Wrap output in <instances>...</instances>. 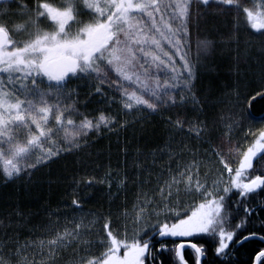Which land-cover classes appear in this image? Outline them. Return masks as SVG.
<instances>
[{"label":"snow or ice","instance_id":"1","mask_svg":"<svg viewBox=\"0 0 264 264\" xmlns=\"http://www.w3.org/2000/svg\"><path fill=\"white\" fill-rule=\"evenodd\" d=\"M249 3L0 0V175L6 183L72 155L84 170L78 182L74 174V183L92 188L107 182L115 206L119 189L113 193L110 180L87 172L90 161L81 153L93 135L126 127L121 112L167 111L173 138L159 151L175 160V167L166 164L155 173L153 187L157 160L142 153L137 171L130 177L125 172L121 181L138 187L131 211L126 204L115 213L110 207L98 220H73L71 230L50 223L44 227L53 236L38 242L21 243L25 214L5 211L0 264H36L30 248L47 249L40 264H57L69 249L70 264H166L164 253L167 264H189L186 249L194 253L192 264H208L209 248L200 240L211 245L212 264H241L234 253L254 240L264 243V200L257 199L264 196V129L246 133L251 140L239 139L244 111L252 101H264V65L251 81L237 73L235 83L216 95L211 87L200 89V71L216 41L198 38L195 56L191 43L193 24L199 30L209 15H230L237 32L242 26L259 34L264 53V0ZM97 100L105 107L89 112ZM148 157L152 167L144 166ZM72 204L81 207L75 198ZM250 264H264V249L255 251Z\"/></svg>","mask_w":264,"mask_h":264},{"label":"trees","instance_id":"2","mask_svg":"<svg viewBox=\"0 0 264 264\" xmlns=\"http://www.w3.org/2000/svg\"><path fill=\"white\" fill-rule=\"evenodd\" d=\"M208 20L215 23L208 24L207 29L210 31L207 37L218 41V36L231 28L232 18L230 15L223 16H207ZM214 26V27H212ZM242 26L239 28V34L242 37L247 36V32ZM218 53V50H215ZM214 53V54H215ZM213 54V55H214ZM211 55V57L213 56ZM240 56L244 58V52H240ZM264 61H259L254 65L251 63H207V68H201L200 71V89L207 90L209 87L213 89L214 94L219 95L221 90L226 89L228 85L234 84L239 73L240 79L251 81L258 76ZM234 70V71H233ZM81 109L84 105L80 106ZM105 105L98 100L88 105L89 112H95L98 108H104ZM115 112V107L110 109ZM99 113H97L98 115ZM108 114V113H106ZM168 112L161 110L159 113L137 114L125 116L123 112L120 114L121 121L126 123V127L121 128L117 125L115 130L104 129L98 136L93 135L89 141V147L85 153H81L90 165L87 172L94 174L98 178L109 180L108 173L125 172L130 177L137 171L134 166L138 159H143L142 153H152L156 158L157 164L153 169L158 168L160 164L167 161L166 155L160 149H167V145L172 139L170 134ZM175 116V113H172ZM264 120V101H252V107L243 113V128L239 132V139L251 140L252 136H245L249 131L254 132L259 129L261 122ZM177 142L181 139L176 136ZM175 147V146H174ZM79 157L72 155H62L51 163L48 167H41L34 175L25 176L15 183H6L2 175H0V214L5 211L19 208L25 214V227L21 229L20 239L26 240L28 235H23L25 230L30 229L31 224L39 225V219L45 216L49 210H54L62 203L72 204V200L77 199L80 204H85L88 208H95L100 202L102 203V194L106 192L107 182L105 184H95L92 188H86L83 184L74 183L73 176L78 182L81 179L83 169L78 163ZM152 157H148L144 166H150ZM114 174V175H118ZM154 175V174H153ZM122 176V178H124ZM63 177V179H60ZM129 183V182H128ZM127 186H121L120 193L125 194ZM258 201L264 200V196L258 197ZM117 203V201L115 202ZM264 215V214H261ZM260 216H257L253 222L255 227H259ZM35 222V223H34ZM42 222V221H41ZM32 227V226H31ZM29 238V237H28ZM194 242H197L193 238ZM209 248L208 264H212L214 259L213 251L210 244H205L203 240L198 242ZM169 247H172L169 244ZM264 249V243L254 240L246 244L245 248L234 253L233 260H239L241 264H250L254 258L256 250ZM163 260L166 262L170 259L167 253H164ZM185 258L192 264L195 259L191 249L185 250Z\"/></svg>","mask_w":264,"mask_h":264},{"label":"rangeland","instance_id":"3","mask_svg":"<svg viewBox=\"0 0 264 264\" xmlns=\"http://www.w3.org/2000/svg\"><path fill=\"white\" fill-rule=\"evenodd\" d=\"M249 6H251V0L249 3ZM214 16V15H209ZM224 17V16H223ZM233 19V17L231 16ZM215 23L208 20V17L201 20L199 30H197V27L195 24L191 27V43H192V50L193 55L195 56L196 51V41L198 38L207 37L208 33L210 32L207 27L208 24ZM214 27V26H212ZM241 26H239L240 28ZM247 32L246 37L240 36V34L237 32V26L235 25L234 20H232L231 28L224 32L222 35L218 36V41H216V47L215 50H218V53H215L214 50L213 56L210 57V59L207 61V63H218V56L220 58V63H251L255 64L259 61H264V53L261 52L260 48V38L258 33L252 32L250 29ZM229 34H232L231 40L222 39V37H226ZM239 52V60H237V54ZM240 52H244V55H246L244 58L240 56ZM234 71V70H233ZM261 126L258 130L254 132H258L261 129H264V120L260 123ZM207 147V146H206ZM165 155V154H164ZM176 153L172 152V156L175 157ZM210 155V153H209ZM167 161L164 162V164H160L158 168L155 170V173L162 170L166 164H172L173 167H175V160H169L168 156ZM152 165V161L150 162V166ZM233 165H236V161L233 160ZM152 176L153 180V187L155 186V180L157 179L156 175ZM118 174V173H114ZM112 173L111 177L109 178L110 182L112 183V189L111 191L113 193H116L119 189V199L116 200L117 203H115V206L112 205V197L108 196L109 189L106 188V192L102 194V203L100 202L95 208H88L85 206V204H80V208H76L75 205L69 204V203H62L60 206H58L54 210H49L45 213V216L39 219L40 224L33 225L31 224L30 229L25 230L23 235H28L27 241L30 243L35 240L39 241L40 239H47L51 238L53 236V232L47 230L44 226L48 224L54 225V228L58 229L59 231H63L65 227H67L69 230L72 229L73 224L72 221H79L82 218H85L86 220H98L100 217L107 214L110 207L111 210L115 213L116 207L126 204L129 211L133 209V206L136 204V193L138 191V187L136 184H133L131 181L128 183V188L125 192V194L120 193L121 189V181L122 173L118 174L117 176ZM147 175V173H145ZM124 177V176H123ZM145 191H148V188H145ZM115 201V202H116ZM42 221V222H41ZM35 223V222H34ZM117 223H120L122 226V220H118ZM101 228V224L97 223L95 226L96 231H99ZM21 240V239H20ZM25 240H21V243H23ZM29 252L32 254V256L35 257L36 264H40L41 256H46L47 249L44 250L43 253H40L38 250L29 249ZM74 253L71 249L67 251H62L57 264H70L71 260L73 259ZM31 258V257H30Z\"/></svg>","mask_w":264,"mask_h":264},{"label":"flooded vegetation","instance_id":"4","mask_svg":"<svg viewBox=\"0 0 264 264\" xmlns=\"http://www.w3.org/2000/svg\"><path fill=\"white\" fill-rule=\"evenodd\" d=\"M194 242V241H193ZM187 250V249H186Z\"/></svg>","mask_w":264,"mask_h":264},{"label":"bare ground","instance_id":"5","mask_svg":"<svg viewBox=\"0 0 264 264\" xmlns=\"http://www.w3.org/2000/svg\"><path fill=\"white\" fill-rule=\"evenodd\" d=\"M259 241V240H258Z\"/></svg>","mask_w":264,"mask_h":264}]
</instances>
